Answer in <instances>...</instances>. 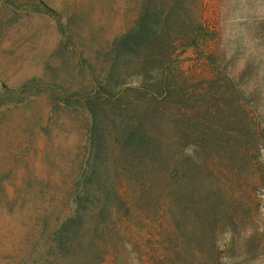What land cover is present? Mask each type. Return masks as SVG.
I'll return each instance as SVG.
<instances>
[{
  "label": "rangeland",
  "instance_id": "obj_1",
  "mask_svg": "<svg viewBox=\"0 0 264 264\" xmlns=\"http://www.w3.org/2000/svg\"><path fill=\"white\" fill-rule=\"evenodd\" d=\"M149 1L0 0V264H56L95 165L90 109L118 98L157 119L166 171L68 264H264V0H194L147 72L122 43Z\"/></svg>",
  "mask_w": 264,
  "mask_h": 264
},
{
  "label": "trees",
  "instance_id": "obj_2",
  "mask_svg": "<svg viewBox=\"0 0 264 264\" xmlns=\"http://www.w3.org/2000/svg\"><path fill=\"white\" fill-rule=\"evenodd\" d=\"M199 1L203 6L204 0ZM192 2L194 0L149 1L150 5L141 16L138 29L123 37V54L128 55L129 50L134 49L139 59L136 69L149 72L156 67L160 51L165 47L162 46L163 39L178 22L174 15L180 14V11L190 12L188 6ZM165 6L171 10L166 17L163 12ZM198 26L202 28L201 24ZM28 87L29 83L25 85V88ZM150 92L153 96L159 95L158 91ZM118 101L119 98L90 109L93 125L90 146L94 151L95 165L82 176L83 182L74 194L77 203L75 213L56 229V264L72 262L74 258L71 255L80 258L78 254L84 249L85 236L89 252L95 258L98 242H103L107 234L104 229L106 223H101V220H117V208L123 207L128 215L123 217L121 224L127 222L129 214L133 215V206L140 202L132 193L133 184L140 182L139 186L145 187H139V190L146 189L147 192L142 193L151 197L150 191L155 189L156 178L148 176L147 170L161 174L166 171L168 155L159 136L147 129L149 127L152 131L151 124L155 126L157 119L151 118L140 104L134 109V120L123 119ZM143 169L146 171L142 172ZM178 190L185 193L183 186Z\"/></svg>",
  "mask_w": 264,
  "mask_h": 264
}]
</instances>
